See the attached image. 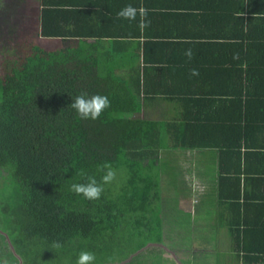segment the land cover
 <instances>
[{
  "label": "trees",
  "instance_id": "obj_1",
  "mask_svg": "<svg viewBox=\"0 0 264 264\" xmlns=\"http://www.w3.org/2000/svg\"><path fill=\"white\" fill-rule=\"evenodd\" d=\"M246 1L245 18H232L227 0L197 5L203 6L201 20L219 16L218 42L201 45L202 52L218 55L209 64L212 90L175 99L178 110L186 105L192 111L167 123L131 117L142 98L158 92L147 86L149 65L175 64L156 52L150 56V42L141 47L126 40L139 38V17L132 28L128 20L107 18L91 31H76L81 23H73L85 22L84 12L45 9L39 35L46 48L16 41L17 27L7 22L0 36V172L10 174L14 194L0 206L7 219L6 231L0 230V264L5 258L8 264L57 263L77 259L81 250L97 257L110 248L118 258L123 242L147 243L160 228L157 153L165 145L218 152L214 190L221 222L241 229L236 239L248 254L264 255V238L261 246L254 242L264 236V0ZM235 3L242 8V0ZM168 15L177 23L181 14ZM81 93L106 95L111 106L95 121L82 120L69 106ZM148 158L155 165H145ZM105 162L116 169L118 188L105 185L99 200L69 191L72 183L84 182L81 170L99 180L97 167ZM53 241L63 247L52 249Z\"/></svg>",
  "mask_w": 264,
  "mask_h": 264
},
{
  "label": "crops",
  "instance_id": "obj_2",
  "mask_svg": "<svg viewBox=\"0 0 264 264\" xmlns=\"http://www.w3.org/2000/svg\"><path fill=\"white\" fill-rule=\"evenodd\" d=\"M242 1L243 6L239 8L235 0H227V8L225 11L228 12L232 18L235 16H242L245 18L246 6L248 4L246 0ZM200 3L201 0H16V9L13 12L22 14V17H20L22 19L28 18L30 14L33 13L34 17H30V21L33 20V28L36 29L37 36L45 40L44 43L46 44L47 40L39 35L40 15L42 10L49 9L51 12L75 10L77 12H84L86 14L85 22L77 20L76 22L78 23H73V25L77 26L79 23L81 24L74 30H81L80 27H85L91 31L93 29L89 26H95L96 23L99 24L100 22H104L107 18L116 19L117 12L125 5L132 4L139 7L143 4V6L149 10L148 19L151 21L150 26L144 30L146 31V35L144 36V31L142 32L139 29V38L129 37L126 38V40L130 42L138 41L141 47L143 43L150 42L152 46L149 45V49H153L148 52L150 56L154 55L156 52L157 57L162 59L163 62L169 59L172 63L175 62V64L170 67L166 66V62L163 64L157 63L149 65L152 69L147 71V78H145L147 86H149L148 88L151 90H158V92L153 96H149V99L142 98L140 100L139 112L133 114L131 117L167 123L173 118L180 116V111H183L187 116L190 111H192V109L186 105L180 106L178 110L174 103L175 99L180 98L184 100V98H190L188 97L190 95H186L188 93L212 90V84L208 81V77H211L212 73H214V67L213 64H209L213 63V60L217 59L218 55L202 52L201 45L211 44L214 40L218 42V39H215L217 37L214 35H217L216 27L219 22V16L218 14L214 15V13H212L207 19L201 20L200 14L203 11L200 7L203 6L199 8L197 6ZM255 7L261 8L262 5L260 4ZM235 9H237V11H235ZM214 11L215 10H212L211 12ZM96 14H101L103 19L97 18ZM168 14L181 15L178 17L179 19L176 23L174 21L176 17ZM188 14L195 15L192 17L188 16ZM128 22L130 23V28L136 25V21ZM231 23H234L233 19H231ZM208 29L213 30V32L208 33ZM195 30H197V32ZM201 30L203 31L202 33H200ZM203 34H206L208 37H205ZM103 40L105 39H102V41ZM85 42L92 43L93 39H85ZM160 45H162V47ZM157 47L160 48L158 49ZM187 49H191L193 52L191 60L184 54ZM127 55H132V53H128ZM152 58H154V56ZM201 62L209 63L201 64ZM166 67L170 68L169 74L165 72ZM192 69L198 70L199 74L192 75ZM187 71H189V74ZM176 92L185 93L183 94L185 97H175ZM169 93L172 94L169 95ZM164 147L158 150L157 156L159 153L168 150L170 151L169 153H171L170 156L177 157L178 161L176 167H174V164L169 165L166 160L161 159V157L158 158L160 161L159 178L168 172L167 168H169V171L171 169L172 172L176 170V173L179 175L178 178L181 176V180L179 183H176L175 180L173 184L171 183L170 187L175 189L178 187L177 184H179L181 186H179V188L185 191L184 194L180 195L181 201L179 202V211L186 212L192 219L198 216V213L202 212L203 215L205 212L204 210L211 207L214 210L212 217L214 228L211 231L213 233L212 235L209 233L211 236H209L208 233L206 235H204V233L203 235L199 234L196 240H194V233H192L193 237L189 245H178V247L165 249L160 246L161 241H158L159 238L154 232L152 235H154L156 239L151 242L156 245L158 252L156 253L154 248H152L154 252L152 258L155 260L156 257H159V259L152 262L143 261L140 264H173L170 261L173 251L175 253L177 252L184 264H194L195 258H197L195 264H264V255H256L254 253L248 254L246 252L248 250L245 247L243 248L242 243L240 241L237 242L236 238L241 237V229H233V227L227 225L226 222H221L222 220L219 217L214 190L217 177L218 152L216 150L198 148L172 149L167 146ZM209 157L214 163L211 170H208L203 163V160ZM182 184L184 187H182ZM251 211H253V209L250 207L247 211L249 216ZM206 224L207 223L203 222L201 226L203 229H199L207 230L208 226ZM238 231L239 234H237ZM210 237L212 238L208 239ZM257 237H259L258 240L254 242L260 244L261 238H264V236L257 235ZM123 243L125 244V242ZM260 246L258 247L259 250L261 249ZM118 250L117 252L122 256L124 248H119ZM262 250H264L263 247ZM109 251L112 252L113 250L110 248ZM130 257L132 258V255ZM180 258L178 257V259ZM181 259L180 261H182ZM137 262V264H139V261ZM129 263L130 261L126 259L120 264ZM132 263L135 264L133 260ZM174 264L181 263L176 261Z\"/></svg>",
  "mask_w": 264,
  "mask_h": 264
},
{
  "label": "rangeland",
  "instance_id": "obj_3",
  "mask_svg": "<svg viewBox=\"0 0 264 264\" xmlns=\"http://www.w3.org/2000/svg\"><path fill=\"white\" fill-rule=\"evenodd\" d=\"M16 0H0V36L2 34L3 29H6L7 24L9 23L10 27H17V34H16V41L24 40L27 43L32 44H38L39 46H42L46 48V44L44 43L45 40L39 38L36 34V29L33 28V20L30 21V17L32 18L33 13L30 14V16L27 18H20L22 17V14H17L16 12H13L16 8ZM19 16V17H18ZM34 17V16H33ZM8 22V23H7ZM9 27V28H10ZM48 44V43H47ZM166 146V145H165ZM165 148V147H164ZM163 148V149H164ZM170 151H163L162 153H159L157 156L158 158L161 157V159L166 160L169 165L174 164V167L177 165L178 158L174 156H170ZM209 156V155H208ZM149 160H145L144 164L151 163L152 165H155V160L153 158H148ZM211 158H206L203 160L204 166L208 168V170H211L214 166V163L212 162ZM168 172L165 174H161L160 179V204H159V219H160V230L156 232V235L158 236L159 240L161 241L162 247L165 249L178 247V245L187 246L191 243V239L193 237L192 233H194V240H196V237H198L199 234L204 233L206 235L208 233L209 236L212 235L213 232L212 229L214 228V221H213V212L214 210L211 207L206 208L204 211V214L198 213V216L195 218H190L189 215L186 212L179 211V202L181 201V194H184L185 191H183L181 188H179V184H177L178 187L175 189L171 186V183L173 184L176 180V183L180 182L181 176L178 178V173H176V170H172L167 168ZM0 206L4 207L5 202H8L10 199H12L14 194V183L11 180L10 174L5 172H0ZM176 175V176H175ZM177 177V178H176ZM176 178V179H175ZM178 179V180H177ZM121 180L113 181V185L118 188L120 185ZM183 183V182H182ZM181 187V186H180ZM182 187L184 185L182 184ZM179 195V197H178ZM1 207V208H2ZM0 208V230L6 231V220L4 217V213H2ZM209 210V211H208ZM127 218L124 220V225L128 224L126 221ZM202 220V221H201ZM207 223L208 229L206 230H200L203 229L202 223ZM123 230L128 232L127 226L124 227ZM200 228V229H199ZM211 235H210V234ZM154 235H151V239L147 243L143 244L144 241H140L139 238L131 241L132 239H129L128 242L123 243V255L118 258H113V255H111V251H108L105 254H98L96 257L95 264H120L124 260H129V264H133L132 260L137 264L139 261V264L141 262H152L156 259H159V257L152 258V254L154 252L152 251V248H154V251L157 253L156 245L152 244V240L155 241ZM123 238V237H121ZM212 237L208 238L211 239ZM141 247V248H140ZM137 248V249H136ZM119 251V250H118ZM149 251V254H148ZM113 252V251H112ZM117 253V251H115ZM114 252V253H115ZM103 255V256H102ZM132 255V258L130 257ZM180 256L173 251L172 257L170 258V261L174 264L176 261H179L181 264H184L183 260L180 261ZM75 257L69 258L67 260L62 259L59 260L57 263L53 260H45V264H75L76 259ZM113 258V259H112ZM132 259V260H131ZM197 258L194 260V264L196 263ZM60 262V263H59Z\"/></svg>",
  "mask_w": 264,
  "mask_h": 264
},
{
  "label": "clouds",
  "instance_id": "obj_4",
  "mask_svg": "<svg viewBox=\"0 0 264 264\" xmlns=\"http://www.w3.org/2000/svg\"><path fill=\"white\" fill-rule=\"evenodd\" d=\"M149 10L141 4L139 7L127 4L117 12V18L135 21L139 17L138 27L143 32L150 26L151 21L148 19ZM185 56L189 60L193 57L191 49L185 51ZM192 75H198V70L192 69ZM69 106L76 111L82 120H97L103 112L110 108L111 102L106 95L95 94L88 96L86 93L77 95ZM97 171L103 173L98 180L95 175H89L86 171L81 170L79 175L84 182H75L70 185L69 191L83 196L86 200H99L104 193V186L111 184L117 178V171L110 162H105L97 167ZM52 249L59 250L63 247L59 241H53ZM96 254L89 250H81L75 261V264H95ZM2 264H8L7 259H3ZM110 264V261H109Z\"/></svg>",
  "mask_w": 264,
  "mask_h": 264
}]
</instances>
